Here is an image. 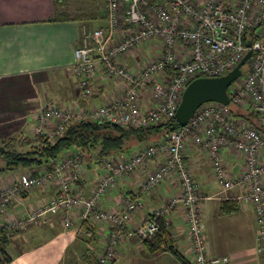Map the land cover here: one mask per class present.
Returning <instances> with one entry per match:
<instances>
[{"label":"built area","instance_id":"1","mask_svg":"<svg viewBox=\"0 0 264 264\" xmlns=\"http://www.w3.org/2000/svg\"><path fill=\"white\" fill-rule=\"evenodd\" d=\"M106 8L103 26L82 27L70 71L83 100L93 94L92 83L98 77L114 81L117 95L89 111L48 104L35 117L33 135L53 141L72 121L82 120L148 127L175 118L181 94L191 80L220 76L250 51L247 68L244 72L241 68L239 79L229 84L228 103H201L185 125L144 142L133 152L111 158L93 152L103 174L89 195L79 184L86 156L80 149L49 159L35 175L20 172L11 187H0V230L43 223L58 212L65 228H71L75 220L105 223L102 246L95 254L98 264H111L123 241L151 239L159 231L157 219L180 209L187 225L189 263L228 264L227 255H213L208 249L203 202L211 194L186 163L185 150L192 145L207 158L214 180L227 193L224 199L250 204L258 251L264 253V0H107ZM147 44L152 47L148 49ZM146 47L144 62L132 70L124 56ZM232 107L256 114V119L236 116ZM232 156L241 162L231 164ZM159 157L163 160L150 168L149 161ZM125 175L136 176L138 193L155 191L168 177L175 178L178 191L138 220L134 219L142 207L138 193L120 192L121 207L102 208L100 198ZM53 178L54 198L22 217L6 218L11 201ZM84 230L92 235L88 227Z\"/></svg>","mask_w":264,"mask_h":264},{"label":"crops","instance_id":"2","mask_svg":"<svg viewBox=\"0 0 264 264\" xmlns=\"http://www.w3.org/2000/svg\"><path fill=\"white\" fill-rule=\"evenodd\" d=\"M107 0H0V142L9 137H32L28 118L38 109L48 104L68 105L78 96L70 65L74 48L79 43L82 27L103 26L106 20ZM148 49L152 46L147 44ZM147 47L124 56V62L135 70L144 61ZM114 81L98 77L93 80V94L82 100V105L101 104L117 95ZM32 122V121H30ZM141 144H134L130 152ZM26 146H28L26 144ZM185 160L196 181L203 189L213 178L209 162L204 154L194 146L186 148ZM235 156L228 160L239 163ZM163 157L149 161L155 168ZM95 162L84 160L83 176L79 181L84 193H90L98 175L92 166ZM101 170V169H100ZM13 175L5 174L3 180L11 181ZM6 181V182H7ZM136 176L125 175L117 181V186L109 189L100 200L106 209L121 207L120 192L137 194ZM178 191L174 177L160 182L151 193H138L142 207L134 219L146 218L152 208L160 206L168 197ZM207 192V191H206ZM56 193L55 186L44 191L39 188L22 194V199L11 201L7 206L6 218L24 216L35 205ZM211 198L203 202L204 211H210L208 221L219 226L223 216H232L235 209L223 208L221 201L209 204ZM212 210H209V209ZM251 216V228L256 224ZM61 212L50 215L43 223H30L13 231L0 230V258L3 264H98L96 251L101 246L107 229L105 223L93 225L75 220L71 228H65ZM168 224L175 248L186 258H191L187 225L182 210L172 211L164 218ZM204 222V221H203ZM207 223V222H206ZM205 226V223H204ZM92 235L85 234L86 228ZM257 232V229H255ZM215 236V235H214ZM209 252L213 255H227L228 264H256L257 248L233 249L230 243L218 241L213 233L206 232ZM2 249V250H1ZM263 253V252H259ZM111 264H182L168 250L149 251L144 241L129 238L119 247V256Z\"/></svg>","mask_w":264,"mask_h":264},{"label":"trees","instance_id":"3","mask_svg":"<svg viewBox=\"0 0 264 264\" xmlns=\"http://www.w3.org/2000/svg\"><path fill=\"white\" fill-rule=\"evenodd\" d=\"M236 116L242 115L251 120L256 119V114L248 115V112L232 107ZM179 124L175 118L162 121L148 127H129L119 123H108L94 120H82L71 122L63 134L48 140L42 136L9 137L0 142V159L3 165L0 170H14L19 167L30 169L31 174H37L42 165H46L49 159H56L65 151L80 149L87 157H92L95 152L104 157H114L121 153H128L134 144H143L158 139L168 133ZM134 142L133 145H130ZM28 145L26 150H18L17 147ZM94 152V153H93ZM22 172V171H20ZM223 208L235 209L236 201L221 199ZM229 210V209H228ZM159 223L158 233L151 239L144 240L149 251L168 250L182 264H190L188 258L182 255L172 242V235L168 224L163 217L157 219ZM2 250V249H1ZM6 259L0 258V264Z\"/></svg>","mask_w":264,"mask_h":264},{"label":"rangeland","instance_id":"4","mask_svg":"<svg viewBox=\"0 0 264 264\" xmlns=\"http://www.w3.org/2000/svg\"><path fill=\"white\" fill-rule=\"evenodd\" d=\"M242 72H244L247 68V64L245 63L242 67ZM239 79V77H238ZM76 86V84H75ZM77 88V86H76ZM77 92H78V96L75 98L74 102L68 105H60V107L62 108H69V109H80L81 107H84L87 109V111H89V109L95 107V105H82V98L80 97V93L79 90L77 88ZM43 108L38 109L35 113H32L28 118V123L27 124H32L31 127L34 126V123L36 122L35 117L37 116V114L42 110ZM95 109V108H93ZM88 113V112H87ZM90 114V112H89ZM76 120V119H73ZM32 121V122H30ZM75 122V121H72ZM47 126L51 127L52 123H47ZM134 142H131L130 145H133ZM18 150H26L28 149V146H23V147H17ZM68 153V151L63 152L62 154H66ZM61 154V155H62ZM93 156V155H91ZM86 160H91L93 162H95L97 164V166L95 165V163L93 164L92 168L94 169L96 166V169L94 170L95 172H100L103 170V167L101 165H99L100 162L96 161L94 158L92 157H87L85 156ZM230 161V160H229ZM235 161H239L241 162V160H236ZM232 162V161H230ZM82 163L81 162V169H82ZM3 165V160L0 159V167H2ZM22 167H19L18 169H14V170H0V187H11L10 185H12L11 183H15L16 178H18V174L20 173V171L22 172H26L24 170H29L30 169H24ZM101 169V170H100ZM83 172V170H81ZM5 174H10L13 175L12 179L10 182L7 181V179L4 181L2 178L3 176H5ZM103 174V172H101L98 177ZM7 181V182H6ZM97 180H95L94 185L96 184ZM56 185V180L55 178L48 180L46 182H44L41 187H39V189L47 191L50 189V187H54ZM93 185V186H94ZM35 189V188H33ZM206 191L208 194H211L212 199H210L209 204L212 205L216 200L220 201L221 199H224V196L226 192L221 191V187L220 185L214 180V178H212L211 183H209L206 187H205ZM230 193V192H229ZM56 194V193H55ZM54 194V195H55ZM86 194V193H85ZM227 194V193H226ZM54 195H52L49 198H46L45 200L48 201L50 200L52 197L54 198ZM86 195H89L86 194ZM219 197V198H218ZM22 195L18 196L16 198V200H20L22 199ZM102 199V197L100 198V200ZM99 200V203H100ZM209 210H212L211 208ZM238 212H235L236 214H233L232 216H223L218 220L219 226L216 229V225H214V221L212 223H210L208 221L210 215L208 216L210 211L205 210L204 211V215H203V221L205 223V232H208V234L211 232L213 233V238L216 239V237L218 238V241L220 242V244L222 245L223 243H230L232 245V248H239L242 250H247V249H251V248H257L258 245V241L257 239L255 240V235L257 234L256 232V228H254L252 230L251 228V216H250V212H251V206L249 203H244V202H239L238 204ZM53 215V214H52ZM207 222V223H206ZM215 235V236H214ZM258 256L260 257V259L257 260L256 264H264V253H259L258 252Z\"/></svg>","mask_w":264,"mask_h":264},{"label":"water","instance_id":"5","mask_svg":"<svg viewBox=\"0 0 264 264\" xmlns=\"http://www.w3.org/2000/svg\"><path fill=\"white\" fill-rule=\"evenodd\" d=\"M249 56L250 51H247L232 69L220 76H200L191 80L181 94L175 112L176 122L179 125H185L197 107L203 102L228 103V86L240 75L241 66Z\"/></svg>","mask_w":264,"mask_h":264}]
</instances>
